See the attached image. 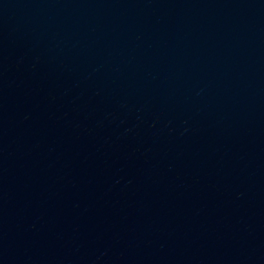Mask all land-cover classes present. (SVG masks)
<instances>
[{
	"label": "water",
	"instance_id": "1",
	"mask_svg": "<svg viewBox=\"0 0 264 264\" xmlns=\"http://www.w3.org/2000/svg\"><path fill=\"white\" fill-rule=\"evenodd\" d=\"M0 264H264V0H0Z\"/></svg>",
	"mask_w": 264,
	"mask_h": 264
}]
</instances>
